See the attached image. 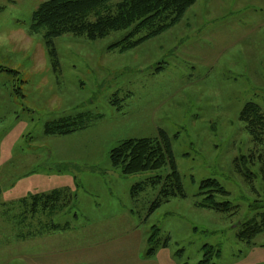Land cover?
Wrapping results in <instances>:
<instances>
[{
    "label": "rangeland",
    "instance_id": "rangeland-1",
    "mask_svg": "<svg viewBox=\"0 0 264 264\" xmlns=\"http://www.w3.org/2000/svg\"><path fill=\"white\" fill-rule=\"evenodd\" d=\"M45 1L0 0V264H199L205 245L220 249L214 264H264V229L239 236L264 221V142L241 119L249 103L264 113V0H196L124 52L109 47L125 30L61 35L55 55L45 31H31ZM61 119L75 130L47 132ZM161 131L185 196L151 211L161 185L135 198L131 189L168 169L127 176L110 154ZM241 156L252 157L243 171ZM206 179L222 184L229 194L216 198L235 211L200 206ZM53 190L63 192L57 208L32 212L33 197Z\"/></svg>",
    "mask_w": 264,
    "mask_h": 264
},
{
    "label": "trees",
    "instance_id": "trees-1",
    "mask_svg": "<svg viewBox=\"0 0 264 264\" xmlns=\"http://www.w3.org/2000/svg\"><path fill=\"white\" fill-rule=\"evenodd\" d=\"M196 0H48L42 3L33 14L32 32L45 31V39L52 54H56L54 38L65 34L85 36L90 40L102 39L112 32L125 30L126 35L109 47L120 51L131 50L146 40L155 37L177 24L194 5ZM162 66L157 68L159 71ZM255 143L264 142V113L261 108L249 103L241 113ZM75 130L69 127L66 119L48 124L47 132L52 134H68ZM112 165L120 168L124 175L144 172H159L168 169L165 176H150L145 182L134 185L131 189L133 198L148 185H161L160 196L153 202L151 211L161 205L164 200L173 196H185L181 174L174 157L172 141L169 135L161 131L156 138H130L113 148L110 154ZM252 158V157H250ZM249 156L237 158L239 171H243L240 163L252 162ZM250 174L248 173V176ZM204 194L200 206L219 212H233L235 205L229 200L218 201L217 194L228 195L229 192L217 179H206L200 186ZM63 194L53 190L47 194L33 197L31 211L36 212L40 204L51 209L57 208L56 203ZM237 208V206H236ZM150 213V212H149ZM248 228L239 236L243 240L252 241L264 229L262 223H247ZM57 225L52 226V228ZM57 229V228H56ZM159 228L153 227L149 242L153 246L149 255L156 252L159 243ZM166 242L163 244L165 245ZM205 253L199 264H214L215 255L220 249L205 245Z\"/></svg>",
    "mask_w": 264,
    "mask_h": 264
},
{
    "label": "crops",
    "instance_id": "crops-1",
    "mask_svg": "<svg viewBox=\"0 0 264 264\" xmlns=\"http://www.w3.org/2000/svg\"><path fill=\"white\" fill-rule=\"evenodd\" d=\"M17 216L19 217V214H17ZM53 254H55V253H53ZM54 259V258H53Z\"/></svg>",
    "mask_w": 264,
    "mask_h": 264
}]
</instances>
